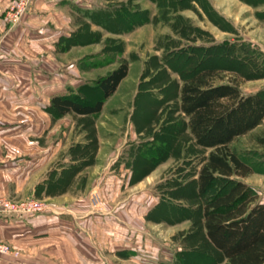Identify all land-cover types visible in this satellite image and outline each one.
<instances>
[{"label":"crops","instance_id":"0c3cea01","mask_svg":"<svg viewBox=\"0 0 264 264\" xmlns=\"http://www.w3.org/2000/svg\"><path fill=\"white\" fill-rule=\"evenodd\" d=\"M6 4L7 0H0V197L33 195L48 200L51 207L28 218L0 215V241L22 252L18 259L0 257V264H176L182 252L193 257L199 247L192 237L194 230L189 232L187 227L179 235L184 231L180 224L190 219L172 221L161 212V205L188 206L196 195L197 173L178 177L171 168L169 176L158 177L168 163L175 161V168L180 165L184 150L170 149L162 161L147 169L149 152L141 153L137 151L140 147L133 144H138L136 141L142 140L145 132L147 138L141 145L154 142L156 131L151 128L156 124L155 110L140 127L134 110L128 107L130 100L115 98L126 77L104 101L97 116L68 113L52 124L47 109L51 91L62 94L72 85L85 88L104 68L91 67L83 60L98 51L92 48L94 45L64 53L55 51V60L62 68L48 65L56 42L75 28L71 15L74 0H34L14 27L5 21ZM109 36L113 34L104 32L103 37ZM69 57L74 60L69 62ZM7 58L14 62L4 64ZM19 71L26 73L23 84L41 89L47 96L40 98L34 92L21 100L4 96L3 89L18 83L13 77L4 81V73ZM54 74L62 76L58 83L52 79ZM42 105L47 108L41 110ZM80 119H89L96 142L87 165L80 164L82 159L74 155V150L68 151L76 130L74 121ZM172 124L170 117L165 125ZM79 129L84 131L86 126ZM56 132L61 138L52 143ZM69 169L68 185L48 190L51 174L59 178ZM94 185H100L105 200L106 209L100 214L89 210L85 203L87 191ZM224 263L221 260L218 264Z\"/></svg>","mask_w":264,"mask_h":264},{"label":"trees","instance_id":"16d2710c","mask_svg":"<svg viewBox=\"0 0 264 264\" xmlns=\"http://www.w3.org/2000/svg\"><path fill=\"white\" fill-rule=\"evenodd\" d=\"M256 1L264 4V0ZM78 12L83 22L69 38L63 39L65 49L99 42L101 32L91 30L92 25L104 32L120 35L148 22L147 12L132 10L127 5L105 6ZM256 14L258 19L260 16L264 19V11ZM113 41V38L106 39L107 43H111L105 44L104 52H115L111 46ZM223 46L206 49L194 46L193 52L188 53L178 65L175 63L176 58L172 59L171 56L169 60L164 61L166 65H171L170 68L181 82L176 96L178 111L185 117L186 123L179 127L175 123L163 125V129L154 134V142L143 145L138 150L144 154L149 152V169L151 165L153 167L162 161L170 149L180 150V144L175 139L184 129L192 139V148L208 150L197 171L195 198L188 201V206L175 207L164 202L161 212L172 221L199 220L201 234L214 254H206L203 258L196 257L202 252L198 248L194 250L192 260L190 254L182 252L176 264H195L197 259L201 261L198 264H218L221 260H225L224 264H264V200L259 198L253 188L238 180L252 174L254 167L230 148V144L237 138L262 124L264 90L247 95L240 90L238 79L247 81L255 78L252 74V58L247 54H240L239 57L232 55L234 64L230 66H215L202 61V58H209V55L217 53ZM121 50L119 43L116 51ZM200 52L204 54L198 58ZM114 62L112 57L99 59L95 56L89 65L104 67ZM172 63L176 65L173 68ZM227 70L232 72L233 77L226 83H216V80L222 79L221 73ZM127 72V63L121 62L85 88L52 96L47 109L56 117L68 113L97 116L104 101L114 94ZM259 75L261 76L257 77H263L262 74ZM173 127L175 129H171ZM165 128L167 133L164 132ZM261 143L264 144V140ZM95 144L93 136L88 144L81 146L83 153L87 149L90 151L89 163L93 158ZM191 146L186 147V150L190 151ZM80 164L83 165L82 162ZM70 174V169L59 178L51 174L48 190H54L55 187L62 189L68 185ZM195 233L197 234L196 231L192 234L193 239Z\"/></svg>","mask_w":264,"mask_h":264},{"label":"rangeland","instance_id":"374dc122","mask_svg":"<svg viewBox=\"0 0 264 264\" xmlns=\"http://www.w3.org/2000/svg\"><path fill=\"white\" fill-rule=\"evenodd\" d=\"M32 2L27 11L30 9ZM8 3L9 0H7V4ZM7 4L4 11L5 21L10 27L17 26L27 11L22 15L19 21L13 25L6 19ZM120 5H127L130 9L135 11L147 12L148 22L135 27L129 32L131 33L129 36V33H125L103 37L104 31L92 25V27L98 28L97 31L101 32L102 36L99 42L84 45H94L92 48L98 51L83 60L90 64L95 56H98L99 59L114 58V63L104 66V68H100V70L96 72L99 76H104L109 71L116 68L121 62L127 63L129 71L127 72L126 81L121 85L115 98L130 100L128 107L134 110L132 111L134 112V119L140 127L144 121L151 117L152 110H155L154 121L156 123L152 126V131L155 130L157 132L160 130L170 117L173 119V123L177 124L178 127L185 125L186 119L178 111V97L176 96L181 82L178 75L170 68L171 65H166L164 61L169 60V56H171L172 59L173 57L176 58L175 63L177 65L181 64L186 55L193 52L192 49L194 46L206 49L212 46L224 45L217 53L209 55V58H202L204 63L215 66H230L234 64L231 57H239L241 56L240 54L251 56L254 64V72L252 74L255 78L247 81L238 79V85L245 95L264 90V19L261 18V16L260 19H258L256 14L257 12L264 11V4L257 3L256 0H76V2L74 0L72 7L74 13H71V15L74 20L75 28L72 29L69 36L63 37L56 42V50L54 49V52H52L54 55L49 59V63L47 61L46 63H48V65L51 64V68L55 69L59 65V62L55 60V51L56 53H64L72 48L80 47L71 46L65 49V43L63 41V39L69 38L70 35L81 26L83 20L80 18L79 10H92L105 6ZM92 27L91 30L96 31L92 29ZM122 35L124 36L119 37ZM109 38L115 40L113 41L114 44H111L115 51L114 53L108 51H106V53L103 51L105 44L111 43L106 42V39ZM119 43L121 44L122 50L117 52L116 48ZM203 54V52H200L197 57L201 58ZM19 59H21L20 56L18 57V60ZM72 59L74 60V58L69 57V62ZM11 61L12 60L8 59L6 61L7 63L4 64L9 65L14 62ZM73 62L74 61L71 63ZM175 63H172V68L176 66ZM67 65L69 64L67 63ZM59 67L62 68L60 65ZM259 74H262L263 77H257L261 76ZM25 76L26 73L22 71H19L18 74L4 73V81L13 77L12 79L14 80L15 78L18 83H16V86L3 89V95L7 97L12 96L13 100L16 97L18 100H21V98L24 99L29 97L34 92L33 94H35V96L38 95L40 98H43L44 92H42L41 89L31 88L27 86V84H23V81L26 80ZM99 76L97 78H99ZM231 77H233L232 72L228 70L224 71L220 76L222 79L216 80V83H226ZM61 78L62 76L59 74H54L52 76V79L56 80L57 83ZM54 80L52 81L55 82ZM77 89L78 87L72 85L66 88L65 92L62 94L68 91L75 92ZM51 92V97L58 95L53 90ZM44 95L47 96V94ZM18 106H21V104ZM40 108L42 110L47 108V106L42 105ZM58 119L60 118L51 114L52 124ZM87 120L89 119L74 121L76 130L74 129L72 132L71 146L68 148V151L74 150V155L78 156L80 160H84V162L81 160L83 165L89 164L91 155L89 154V149L83 153L81 146H83V144H88L89 139L93 137V132L89 127L90 122ZM4 124L11 125L10 121H4ZM85 126L86 129H84V131L79 129ZM62 128L63 126L60 129ZM171 129H175V127ZM166 131L165 128L164 132L167 133ZM173 131L175 132V130ZM57 134L58 132H56V135L52 136V143L59 141L61 138V136L59 137ZM147 134L148 133L145 132L142 140L138 139V141H136L140 144L135 143L133 146L141 147V142L147 138ZM175 140H178L180 150H184L183 157L178 162L180 165L175 168V161L168 163L166 167H163V169L158 172L159 178L169 176L171 168L175 170L178 177L190 173L195 175L201 166L202 159L208 154V150L192 148V139L186 129L182 130ZM262 140H264V119L261 125L250 133L237 138L230 144L232 150L242 158H245L247 162L254 167L252 174L248 177L239 179L251 184L255 191L258 190L260 199H264V144L261 143ZM188 146H191L190 151L186 150ZM133 151L134 150H129V152L132 153ZM154 187L157 188L156 185ZM93 193H97L100 200L96 205L91 202ZM0 198H6L8 200H27L35 198L45 204V210L51 207L48 200L33 195H19L16 197L1 196ZM85 203H87L89 210L94 213L100 214L106 209L100 185H94L88 189ZM182 227L183 229L188 227L187 229L189 232L193 230L197 232V234L195 233L194 243L199 246L198 248L202 252L201 255H197L196 257L203 258L206 254H214V251L208 246L201 234L199 220L196 219L193 221L190 219L189 222L181 223L180 228ZM187 229L180 232V237ZM180 237H178V239L180 242H183ZM19 252L22 256L21 250H19ZM190 258L192 260L194 259L193 257ZM196 261L197 263L194 262L195 264L201 262L199 259Z\"/></svg>","mask_w":264,"mask_h":264},{"label":"built area","instance_id":"2783aa9c","mask_svg":"<svg viewBox=\"0 0 264 264\" xmlns=\"http://www.w3.org/2000/svg\"><path fill=\"white\" fill-rule=\"evenodd\" d=\"M33 0H9L7 4V21L16 24L22 15L27 11ZM97 193L91 196L92 204L99 203ZM46 206L38 199L31 198L27 200H8L0 198V215L3 217H31L44 212ZM0 257L18 259L21 254L18 249L12 245L0 241Z\"/></svg>","mask_w":264,"mask_h":264}]
</instances>
